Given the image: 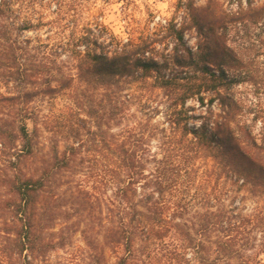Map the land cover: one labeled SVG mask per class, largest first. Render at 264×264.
Returning a JSON list of instances; mask_svg holds the SVG:
<instances>
[{"label":"trees","instance_id":"16d2710c","mask_svg":"<svg viewBox=\"0 0 264 264\" xmlns=\"http://www.w3.org/2000/svg\"><path fill=\"white\" fill-rule=\"evenodd\" d=\"M48 1L55 18L43 0H0V264H49L78 232L92 264L107 250L116 264H264V92L233 90L253 80L230 23L189 5L195 47L167 54L141 38L101 52L91 28L73 42L39 35L67 14ZM133 83L161 101L126 92ZM99 89L105 128L85 102ZM60 95V108L36 105Z\"/></svg>","mask_w":264,"mask_h":264},{"label":"rangeland","instance_id":"374dc122","mask_svg":"<svg viewBox=\"0 0 264 264\" xmlns=\"http://www.w3.org/2000/svg\"><path fill=\"white\" fill-rule=\"evenodd\" d=\"M66 4V16L63 27L56 31H50L43 27L39 35L46 36L52 34L50 42L70 41L80 35H91L98 43L104 46L99 49L101 52L113 50L119 42H126L129 39L139 40H159L157 42L161 51L167 54L174 52L175 48L180 51L185 46H196V32L190 27L189 5L197 8L211 5L213 15L223 18L230 23V33L228 36L229 45L237 50L244 62L245 69L251 71L253 81H243L234 85L233 90L239 96L247 95L251 100L254 95L255 86L264 92V15L262 19L256 20L251 14V9H261L264 7V0H63ZM57 3H49L43 0L37 4L36 9L45 13L47 18H55L53 13ZM183 30V42L180 43L175 38L174 32H168L171 27ZM91 28L90 32H86ZM172 30V28L170 29ZM35 36L33 32L27 33ZM110 42V44H109ZM178 44V45H177ZM185 45V46H184ZM59 61L68 64V53L62 54ZM75 72V71H74ZM151 82V81H150ZM256 84V85H255ZM80 90L84 83H75ZM128 93L133 92L140 99L146 101L148 98L155 100L156 105L161 101V97L150 96L148 84L133 83L127 86ZM241 93V94H240ZM105 90L99 89L90 93L85 98L87 108L91 110L93 116H103V126L106 127L108 101ZM261 97L263 95L261 94ZM66 96H59L56 99L42 98L36 101V105L49 112L51 109L60 108L66 103ZM191 103V101H189ZM160 104V103H159ZM160 106V105H159ZM132 110L137 109V105H132ZM86 108V109H87ZM164 109H161L163 111ZM199 112V111H198ZM88 122L83 125L86 130L95 129L98 117H87L82 115ZM163 121V115H155L154 123ZM252 201L248 200V205L252 206ZM108 264H116V254L107 250ZM49 264H92L91 252L84 241L82 234L78 232L70 245L57 249L49 254ZM45 264V263H37ZM181 264H189L183 262Z\"/></svg>","mask_w":264,"mask_h":264}]
</instances>
